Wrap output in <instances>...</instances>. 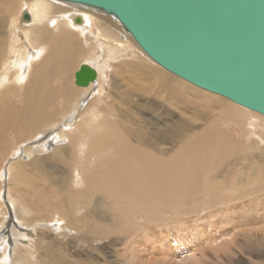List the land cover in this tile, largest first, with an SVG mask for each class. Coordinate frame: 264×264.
I'll use <instances>...</instances> for the list:
<instances>
[{"label":"bare ground","instance_id":"1","mask_svg":"<svg viewBox=\"0 0 264 264\" xmlns=\"http://www.w3.org/2000/svg\"><path fill=\"white\" fill-rule=\"evenodd\" d=\"M84 65L97 73L87 87L76 84ZM109 72L111 100L100 89ZM199 107L216 114L203 118ZM233 114L246 117L240 126L250 139L264 136V115L164 70L115 17L57 0H0L2 264H142L136 253L151 264H184L189 243L196 253L216 240L209 228L264 224L253 215L260 202L252 206L264 198V153L239 143ZM8 153L17 160L4 161ZM254 196L251 207L238 205ZM207 207L205 224L196 216L202 224L180 229L176 242L179 217ZM248 234L264 242V227L231 237L248 244ZM120 246L123 253L112 250Z\"/></svg>","mask_w":264,"mask_h":264},{"label":"water","instance_id":"2","mask_svg":"<svg viewBox=\"0 0 264 264\" xmlns=\"http://www.w3.org/2000/svg\"><path fill=\"white\" fill-rule=\"evenodd\" d=\"M57 1L115 17L164 70L264 115V0ZM96 79L87 65L76 73L81 87Z\"/></svg>","mask_w":264,"mask_h":264},{"label":"rangeland","instance_id":"3","mask_svg":"<svg viewBox=\"0 0 264 264\" xmlns=\"http://www.w3.org/2000/svg\"><path fill=\"white\" fill-rule=\"evenodd\" d=\"M21 1V0H20ZM108 16V15H107ZM21 23H22V21H20ZM114 24V23H113ZM112 26V25H111ZM114 26H115V24H114ZM110 73L111 72H109L108 74H106L105 75V77L107 78V79H105V81H103V82H101L100 84H101V87H100V89H102V91H103V93L105 92L106 94H109V97H108V99L109 100H111V96H113L114 95V93H116V91L114 90V91H112V87H111V80H112V77H111V75H110ZM108 75V76H107ZM111 77V78H110ZM111 79V80H110ZM77 87V86H76ZM97 87H99V84H98V86ZM111 88V89H110ZM93 90H95V88H93ZM111 90V91H110ZM111 92H112V94H111ZM92 94H94V92H92ZM138 95H140L139 93H137ZM143 95H141V96H139V101L140 100H142V101H147V100H150V99H152L151 97L149 98V96H143ZM187 97L188 98H190V99H193L192 97H189L188 95H187ZM133 99H134V103H137V98L136 97H133ZM152 100H154L155 102H158V103H160L161 104V100H159L158 98H156V97H154V99H152ZM142 101H140V102H142ZM197 102V101H196ZM164 104V103H163ZM95 106V105H94ZM199 113L202 115V117L204 118V117H207V116H212L213 114H216V112H213L212 113V111H206V110H203V109H201L200 107H199ZM186 112V111H185ZM138 114V113H137ZM116 116V114L114 115L113 113H112V118L113 117H115ZM134 116H139V119H142V117L138 114V115H136V114H134ZM192 114L190 113H187L186 112V117L187 118H189V119H192ZM233 116V118H234V120H235V123H236V125L237 126H234V125H232V126H230L231 128H230V131H232V132H235V134H237V135H239V136H241L240 137V139H238V140H240L239 141V143H242V146H245L246 144H247V142L248 141H251L252 142V145L254 146V149L255 150H253L254 151V153H257V154H262V153H264V136H262V137H254L253 136V138L254 139H250L251 138V135H250V132L246 129V128H243L242 126H240L241 124H243L244 126H245V122L246 121H248L247 119H246V117H241V116H238V115H232ZM201 117V118H202ZM237 121V122H236ZM228 122V121H227ZM231 122V121H230ZM225 122H222V123H218V125H217V127H216V129H218V128H221V127H223L222 125L224 124ZM220 124V125H219ZM198 126H201L202 125V123H200L199 122V124H197ZM212 131V133H213V131H215V129L213 128V129H210V132ZM229 131V130H228ZM247 136V137H246ZM248 138V139H247ZM256 142L257 143H259L260 145L258 146V145H256ZM14 143L15 142H12L11 144V147H14ZM16 144V143H15ZM17 149V148H16ZM15 149V150H16ZM15 150L13 151V155H15ZM15 152V153H14ZM51 152L52 151H50V152H48V153H50L51 154ZM11 156V154L10 153H8L6 156H7V158H5V159H3L4 161H6L7 159H12L13 161H14V159H16L17 157H15L14 158V156ZM8 156H9V158H8ZM11 156V157H10ZM44 157H47V156H44ZM11 160V161H12ZM17 160V159H16ZM10 161V162H11ZM258 162V161H257ZM5 166H6V164H5ZM4 166V167H5ZM1 167V166H0ZM4 167H3V169H4ZM2 167H1V172H3L2 170ZM0 172V176H2V173ZM1 180V179H0ZM3 181L1 180V183H2ZM5 187V186H4ZM6 189V188H5ZM5 189H4V191H5ZM262 196H263V194H262ZM264 197V196H263ZM224 198H226V196H224ZM253 198L254 199H257V197H250V198H247V199H244V200H241V201H239L238 203V205H241L242 203H244V204H247V205H249L250 203H251V201H253ZM250 202V203H249ZM258 202H260L259 204H260V208L262 209V211L261 212H259V213H255L254 214V211H253V215H255V217H260V218H262L263 220H264V198H260V200H258V201H254L253 202V204H252V206L253 205H256L257 206V203ZM234 205H236V204H234ZM250 207H251V205H249ZM233 207H235V206H228V209L230 208V209H232ZM211 207H207V208H205L203 211H201L200 213H198V214H196V215H194V216H192V218L190 217V220H189V218H187L188 216H181V217H179V221H180V224L179 225H176L179 229V231H180V236H177V234L176 233H174L173 234V236L175 237V241L177 242L179 239H178V237H182V235H181V230H183L184 228H187L188 226H191V227H195V225H200V223L202 224V222L205 224V222L204 221H202L203 219H205V218H209V215H210V211L212 210V209H210ZM263 212V213H262ZM208 213V214H207ZM217 213V212H216ZM241 212H238V213H236V214H240ZM244 214H246V212L244 213ZM41 217L43 216L44 217V215H40ZM196 216L198 217L197 219H199L200 221H202V222H200V221H197L196 223H195V221L197 220V219H193V218H196ZM192 219V220H191ZM171 220V219H170ZM189 220V221H188ZM212 220H215L214 218L212 219ZM167 222V221H166ZM182 222V223H181ZM186 222H188V223H186ZM191 222V223H190ZM167 223H169V224H173L174 223V225H175V221H174V219L173 220H171V221H169V222H167ZM166 223V224H167ZM186 223V226H184V224ZM190 223V224H189ZM225 225L222 227V229L220 230V232H218V229H213V231H210L211 229L209 228V231H205L204 232V234L206 235V233H210V235H212V236H217V237H215L216 238V240L215 241H212V242H210L209 243V245H207V244H204V246L202 247V248H200L196 253L195 252H192V248H191V246H194V244L193 243H189V245H190V251L188 252V254H186V255H184L183 257H185V256H187L186 258H181V259H185V263L184 264H264V257L262 258V259H259V260H257L256 258H253L252 256H254V255H256V251H258L259 252V250H260V252L262 253V255H263V253H264V242H262V241H257V238H255L254 236H257V237H260V235L259 234H257V235H255V234H253V235H251V234H248L249 235V237H250V240L247 242L248 244H242V243H244V242H242V241H245V239H243V238H241V237H239V238H241L242 240H238V238H236V239H233L231 236H234V234L237 232V231H243V233L245 232V231H250V230H252V231H256L257 229H259L260 227H264V224H262V223H259V225L258 226H251L250 228H248L247 226H244V227H236V225L234 224V225H229L226 221H225ZM177 224H178V222H177ZM140 225H145V224H143V223H140ZM156 225V227L153 225V228L154 229H156L157 231H159V229H158V227H159V224H155ZM208 226H210V225H208ZM146 228H148L149 226H145ZM181 229V230H180ZM161 232H162V230H160ZM188 233H191L190 231L188 232ZM159 235H161L160 233H155V237H158ZM162 236V235H161ZM140 239H142L141 237L139 238V240H138V242L140 241ZM188 240H189V238H187ZM232 240H234V241H232ZM59 241L61 242V241H67V239H62V237H60L59 238ZM238 242L240 243L239 244V246H238ZM105 244L104 245H106V243L107 242H104ZM233 243V244H232ZM66 244V243H65ZM196 245H198L197 243H195ZM236 244V245H235ZM188 245V246H189ZM233 245V246H232ZM211 246V248H209ZM79 247V246H78ZM205 247L207 248L206 249V252H204V254H203V251L205 250ZM224 247H226L227 249H229V247H230V249H232L231 250V252L228 250V253H226L223 249H224ZM233 247V248H232ZM80 248V247H79ZM194 248H196V247H194ZM219 248V249H218ZM81 249V248H80ZM216 249H217V251L218 250H220V251H216ZM112 250H119V254H120V252L121 253H123V251H125L126 250V248L125 247H113L112 248ZM253 250H255V252H252ZM57 253H55L56 255H58V254H64V252L62 251V250H55ZM82 253H85V252H87L88 251V247H87V245L82 249ZM105 251V250H104ZM192 252V253H191ZM247 252V253H246ZM189 253H191V254H194V255H192V257L194 258V260H195V262L194 263H191L190 261H188V263L186 262L187 261V259L189 258V256H190V254ZM202 253V254H201ZM226 253V254H225ZM88 254V252L86 253V255ZM100 254V253H99ZM98 254V255H99ZM132 254V252H131V248H130V255ZM136 256H140L139 258H137L136 260H140V261H142V264H151V263H149V262H146L145 260H148L149 258H150V256H148V255H142V254H139V253H136L135 254ZM219 256V257H218ZM264 256V255H263ZM101 257V258H100ZM129 257V256H128ZM11 258H13V254H12V256H11ZM86 256H84L82 259H84L83 261H85L86 260ZM99 258L100 259H102V260H104V261H108V260H110L111 261V259H108V256L107 255H99ZM104 258V259H103ZM3 260V258H0V260ZM2 260L0 261V264H2L3 262H2ZM144 260V261H143ZM130 261V260H129ZM199 262V263H198ZM120 263V262H119ZM120 264H122V263H120ZM130 264H138V261H130Z\"/></svg>","mask_w":264,"mask_h":264}]
</instances>
